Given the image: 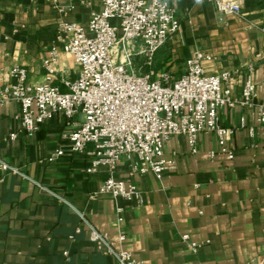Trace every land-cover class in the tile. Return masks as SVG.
Segmentation results:
<instances>
[{
  "label": "crops",
  "instance_id": "0c3cea01",
  "mask_svg": "<svg viewBox=\"0 0 264 264\" xmlns=\"http://www.w3.org/2000/svg\"><path fill=\"white\" fill-rule=\"evenodd\" d=\"M232 1L243 18L220 15L213 3L167 0L179 30L156 52L154 67L178 77L201 50L212 57L203 62L207 71H234L233 105L219 111L220 123L231 129L233 157L218 153L212 134L198 136L196 154L184 137H171L164 153L175 157L173 169L131 177L122 164L114 170L135 186L137 200L95 194L109 173L86 171L92 157L70 149L62 113L29 135L19 104L0 95V264H115L105 244L139 264H264V127L253 107L240 104L248 75L258 97L264 95V0ZM59 3L70 6L62 15L47 0H0V88L14 66L26 70L30 84L43 83L52 47L54 85L65 91L63 80L75 79L78 65L61 50L57 24H84L101 3ZM58 149L62 154L55 155Z\"/></svg>",
  "mask_w": 264,
  "mask_h": 264
},
{
  "label": "built area",
  "instance_id": "2783aa9c",
  "mask_svg": "<svg viewBox=\"0 0 264 264\" xmlns=\"http://www.w3.org/2000/svg\"><path fill=\"white\" fill-rule=\"evenodd\" d=\"M47 1L60 15L70 8L59 0ZM198 1L213 3L220 15L244 17L242 7L232 0ZM100 3V11L91 13L84 24L63 20L57 24L61 50L70 53L78 65L75 79L63 80L65 91L53 83L55 47L43 61L47 70L43 83L30 84L21 66L10 70L11 80L0 88V95L19 104L21 128L31 135L54 114L62 113L70 149L92 157L86 171L104 168L109 173L95 194L109 193L126 200H137L138 191L113 176L116 167L124 165L129 177L148 172L159 176L173 169L175 157L164 153L171 137H184L189 152L196 154L198 136L212 134L218 153L231 159L227 144L231 129L220 123L219 111L233 105L228 85L234 71H207L203 62L212 57L201 50L186 59L178 77L155 69L156 52L179 30V20L167 0ZM136 59H141L140 65ZM257 97V84L248 75L240 104L253 107L256 121L264 127V95ZM60 154L58 149L55 155ZM2 168L8 167L3 164ZM99 243H105L102 237ZM105 245V252L115 256V264H139L128 252Z\"/></svg>",
  "mask_w": 264,
  "mask_h": 264
}]
</instances>
